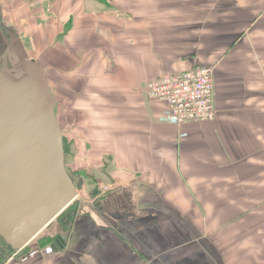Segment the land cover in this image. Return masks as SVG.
I'll use <instances>...</instances> for the list:
<instances>
[{
	"label": "crops",
	"instance_id": "1",
	"mask_svg": "<svg viewBox=\"0 0 264 264\" xmlns=\"http://www.w3.org/2000/svg\"><path fill=\"white\" fill-rule=\"evenodd\" d=\"M195 67L217 116L179 127L146 84ZM8 69L49 88L80 186L30 245L62 250L0 237V264H264V0H0Z\"/></svg>",
	"mask_w": 264,
	"mask_h": 264
},
{
	"label": "water",
	"instance_id": "2",
	"mask_svg": "<svg viewBox=\"0 0 264 264\" xmlns=\"http://www.w3.org/2000/svg\"><path fill=\"white\" fill-rule=\"evenodd\" d=\"M0 75V89L15 86L8 103L0 99V237L21 250L72 206L79 192L66 167L64 136L49 88ZM18 87L28 88L24 94L34 88L33 97L20 95ZM63 247L59 239L52 248L58 252Z\"/></svg>",
	"mask_w": 264,
	"mask_h": 264
},
{
	"label": "built area",
	"instance_id": "3",
	"mask_svg": "<svg viewBox=\"0 0 264 264\" xmlns=\"http://www.w3.org/2000/svg\"><path fill=\"white\" fill-rule=\"evenodd\" d=\"M213 67H195L177 75L149 81L146 92L152 102L164 104L167 119L176 126L211 122L216 119V82ZM54 253L51 247H34L24 252L21 261Z\"/></svg>",
	"mask_w": 264,
	"mask_h": 264
},
{
	"label": "rangeland",
	"instance_id": "4",
	"mask_svg": "<svg viewBox=\"0 0 264 264\" xmlns=\"http://www.w3.org/2000/svg\"><path fill=\"white\" fill-rule=\"evenodd\" d=\"M27 47H29V45H27ZM30 47H31V45H30ZM10 67V66H9ZM3 68H5L4 67V65H2V70H5V69H3ZM8 71H10V69H8ZM12 71L13 70H11L10 72H7V74L10 76V78L12 79V78H15L16 76H15V74H13L12 73ZM19 71H21L20 69H19ZM3 73L4 74H6V72H4L3 71ZM22 75V74H21ZM1 79V78H0ZM18 79V78H17ZM37 84H40V82L38 81V83ZM20 90V92H19V94L20 95H24V96H27V97H33L32 95H34V92H35V90H34V88L33 89H31V92H29V93H32V95H30L29 93L28 94H24L23 92H27V91H22V90H27L28 88L27 87H24V88H20V87H18ZM17 89V88H16ZM10 90L12 91L13 90V87H6V88H1L0 89V91H1V94H0V99L1 100H4L5 101V103H8L9 101H10V96H8V94H10ZM14 90H15V86H14ZM13 90V91H14ZM17 93V92H16ZM55 97V96H54ZM14 102H13V100H12V103H11V105L13 104ZM66 140V139H65ZM67 146V151L69 150V147H68V144L66 145ZM67 155V154H66ZM73 206V205H72ZM72 206H71V209H70V214L72 213V211H73V209L74 208H72ZM70 208V207H69ZM67 217V216H66ZM66 217H64V219H61L60 221H58V219L56 220V221H54L50 226H49V228L41 235V239H45L49 234L51 235V233H53L54 231H55V229L57 228V227H59V232L57 233V234H59L60 233V231H61V223H63L65 220H67V219H65ZM250 233V232H249ZM246 241H250V243H251V245H252V243L253 242H256V243H258V241L256 240V241H254L253 239H247V238H245V239H242V238H238V239H234V241H233V248L235 247H240V249H239V251H237V252H235V253H228V256L229 257H231L232 255H242L243 253H241L242 251H244V247L242 248V246L241 245H243ZM246 247V246H245ZM259 246H257V248H258ZM247 249H249L250 250V248L251 247H246ZM246 251V250H245ZM237 255V256H238ZM231 263L232 264H235V258H234V256H233V259L231 260Z\"/></svg>",
	"mask_w": 264,
	"mask_h": 264
},
{
	"label": "trees",
	"instance_id": "5",
	"mask_svg": "<svg viewBox=\"0 0 264 264\" xmlns=\"http://www.w3.org/2000/svg\"><path fill=\"white\" fill-rule=\"evenodd\" d=\"M64 144H65V151L67 152V143H66V140L64 139ZM69 174L71 175V177L73 178V180L75 181V175L74 174H72V173H70L69 172ZM75 184H76V182H75ZM78 186H80V185H77L76 184V187H78ZM70 209H71V207L70 208H68L60 217H59V219H58V221H60L61 219H64V217H66L67 216V218H65V219H67L66 221H67V223H70V218L72 217V213L70 214ZM70 219V220H69ZM66 221H64V222H66Z\"/></svg>",
	"mask_w": 264,
	"mask_h": 264
}]
</instances>
